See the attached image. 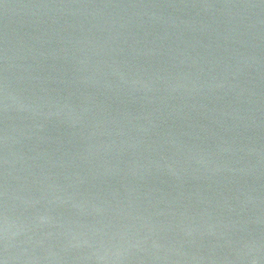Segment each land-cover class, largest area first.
I'll list each match as a JSON object with an SVG mask.
<instances>
[{
	"label": "water",
	"instance_id": "95a60500",
	"mask_svg": "<svg viewBox=\"0 0 264 264\" xmlns=\"http://www.w3.org/2000/svg\"><path fill=\"white\" fill-rule=\"evenodd\" d=\"M0 264H264V0H0Z\"/></svg>",
	"mask_w": 264,
	"mask_h": 264
}]
</instances>
